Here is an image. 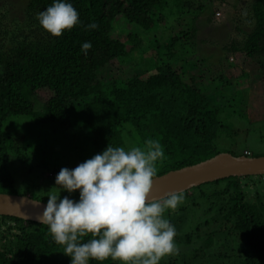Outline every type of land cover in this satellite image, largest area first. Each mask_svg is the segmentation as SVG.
Wrapping results in <instances>:
<instances>
[{"label": "trees", "instance_id": "obj_1", "mask_svg": "<svg viewBox=\"0 0 264 264\" xmlns=\"http://www.w3.org/2000/svg\"><path fill=\"white\" fill-rule=\"evenodd\" d=\"M65 2L78 11L80 24L58 38L45 31L36 18L54 0H25L26 30L15 25L8 10L0 11V193L17 194L9 172L11 158L19 161L28 158L26 151L31 146L26 135L24 145L11 146V135L2 126L14 116H22L29 125H35L36 133L50 131L67 136L68 153L80 163L102 153L108 144L125 147L124 139L132 133L142 144L147 139H156L163 146L166 158L158 163L157 176L219 153L214 145L224 128L219 115L233 110L236 93L224 95L221 86L201 90L191 77L189 82H184L181 79L184 71L172 70L163 58H172L175 45L191 36L192 24L181 35L166 34L151 39L154 55L141 61L152 62L154 71L144 79L137 72L128 79L107 80L102 78V69L114 59L132 58L135 48L141 46L137 31L153 33L163 28L166 17L172 13L168 1ZM190 6L201 10L200 5ZM249 13L250 29L239 42L232 41L229 49L243 53L264 75V0H252ZM117 17L128 26L124 42L131 46L127 50L123 41L112 37ZM91 23L98 27L86 29ZM85 42L92 44L86 55L81 51ZM39 90L47 91L49 96L37 101L35 94ZM48 149L53 153V148ZM228 153L261 155L246 149ZM219 180H224L220 187L203 190L204 184H217ZM219 180L183 192L193 202L206 201L200 218L204 219L203 224H215V229L207 232L202 241L205 255H200L195 262L180 263L168 258L160 264H225L218 259L227 258L226 253L216 252L210 263L201 260L207 256L210 246L225 241L220 242V236L225 239L229 236L232 242L233 253L227 264H264V175ZM65 196L74 199L77 192L60 195ZM192 235L195 241L200 240L198 232ZM186 238L190 240L188 234ZM195 248L199 249L200 245ZM191 256L195 260L196 251ZM0 264H70V257L53 241L47 225L0 215ZM89 264L97 262L90 260ZM103 264L118 262L108 259Z\"/></svg>", "mask_w": 264, "mask_h": 264}, {"label": "rangeland", "instance_id": "obj_2", "mask_svg": "<svg viewBox=\"0 0 264 264\" xmlns=\"http://www.w3.org/2000/svg\"><path fill=\"white\" fill-rule=\"evenodd\" d=\"M167 1L169 9L172 11L171 15L166 17L163 25V28L165 26L167 29L161 28L162 30L158 29L153 33L137 31L140 32L138 36L142 39V43L131 54L133 57L110 61L100 72L102 78L107 80L128 79L139 72L140 78L144 79L154 71L152 62L141 61V59L146 61L148 56L153 57L154 55L151 39H158L166 34L181 35L184 31L188 32L191 29L189 26L192 24L191 36L185 42L175 45L176 48L172 50V58L168 56L163 58L170 63L172 70L184 71L181 78L184 82H189L191 77L201 90L221 86V92L224 95H228L232 91L236 93L237 103L234 104L233 110H226L219 115L224 128L214 140L217 152H239L241 149H246L252 154H264V75L260 73L254 62L243 53L229 49V44L232 41L239 42L243 33L251 27L249 5L252 0ZM187 2H190L193 8L200 5L201 10L192 9ZM24 4L25 0H0V11L8 10L10 19H14L16 22L15 25L18 24L26 30ZM115 20V31L112 33V37L124 42L128 26L119 17ZM19 35L20 33L17 36ZM5 42H7L6 39L3 40L4 44ZM124 45L126 50L131 46L127 42H124ZM140 53L143 57L139 59ZM35 96L37 101H42L49 96V93L39 90ZM2 129L11 135V146L24 145L26 140L31 144L26 151L28 158L19 161L12 157L9 165V172L14 180L13 188L17 194L23 192L28 197L47 202L48 195L52 193L61 195L67 192L55 185V178L61 168L71 170L80 164V161L73 159L68 153L67 136L60 132L50 131L36 133L35 125L33 127L29 125L22 116L9 117L3 123ZM24 135L28 139L25 140ZM138 145L142 146L143 144L134 133L130 137H125V148ZM49 147L54 149L53 153L48 149ZM223 183L224 180H219L217 184H204L202 187L203 190L217 188ZM74 192H77L78 197H73H76L74 199L78 201L79 190ZM74 192L67 193L73 195ZM187 193L190 194V192ZM74 199L72 200L75 201ZM192 202L193 200L186 195L183 204L178 206L175 211L165 212V218L176 229L175 243L178 253L168 256L162 261L174 258L180 263L195 262L199 260L200 255H205L202 241L207 232L215 229V224H203L204 219L200 218V210L207 204L206 201L197 199L196 202H193L195 204ZM192 232H198L200 237L198 242L195 241ZM187 234L190 238L189 241L186 238ZM213 238L216 243L225 241L210 246L207 256L201 260L210 263L211 259H215L216 252H220L229 255L227 258L218 259L227 264L233 253L230 237L225 239L220 236L218 237L219 241L217 236ZM198 245L200 248L197 251L195 246ZM194 251L197 255L195 260L191 256Z\"/></svg>", "mask_w": 264, "mask_h": 264}, {"label": "clouds", "instance_id": "obj_3", "mask_svg": "<svg viewBox=\"0 0 264 264\" xmlns=\"http://www.w3.org/2000/svg\"><path fill=\"white\" fill-rule=\"evenodd\" d=\"M36 18L57 38L80 24L78 11L65 0H54ZM97 27L96 23L85 26ZM91 47V42H85L81 51L86 55ZM165 158L156 139L130 148L108 144L102 153L57 174L55 185L69 193L79 190V200L52 193L36 219L48 226L70 264L90 260L103 264L108 259L118 264H160L178 253L176 229L165 212L175 211L185 200L183 192L157 200L149 196L157 165Z\"/></svg>", "mask_w": 264, "mask_h": 264}, {"label": "water", "instance_id": "obj_4", "mask_svg": "<svg viewBox=\"0 0 264 264\" xmlns=\"http://www.w3.org/2000/svg\"><path fill=\"white\" fill-rule=\"evenodd\" d=\"M264 175V155L245 156L219 152L195 164L169 170L154 178L150 198H165L203 183L235 176ZM40 203V204H37ZM47 202L26 195L0 193V215L29 220L36 223Z\"/></svg>", "mask_w": 264, "mask_h": 264}, {"label": "built area", "instance_id": "obj_5", "mask_svg": "<svg viewBox=\"0 0 264 264\" xmlns=\"http://www.w3.org/2000/svg\"><path fill=\"white\" fill-rule=\"evenodd\" d=\"M243 154L247 155V153H246V152H243Z\"/></svg>", "mask_w": 264, "mask_h": 264}]
</instances>
